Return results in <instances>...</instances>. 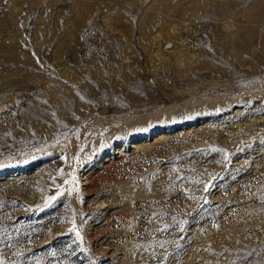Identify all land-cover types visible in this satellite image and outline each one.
<instances>
[{"label":"rangeland","instance_id":"obj_1","mask_svg":"<svg viewBox=\"0 0 264 264\" xmlns=\"http://www.w3.org/2000/svg\"><path fill=\"white\" fill-rule=\"evenodd\" d=\"M0 264H264V0H0Z\"/></svg>","mask_w":264,"mask_h":264},{"label":"snow or ice","instance_id":"obj_2","mask_svg":"<svg viewBox=\"0 0 264 264\" xmlns=\"http://www.w3.org/2000/svg\"><path fill=\"white\" fill-rule=\"evenodd\" d=\"M37 63L39 64V61H37ZM9 111H11V110H9ZM205 191H207L208 190V186L207 185H205V189H204ZM181 231H183V229H181ZM77 235H79V233H77Z\"/></svg>","mask_w":264,"mask_h":264}]
</instances>
